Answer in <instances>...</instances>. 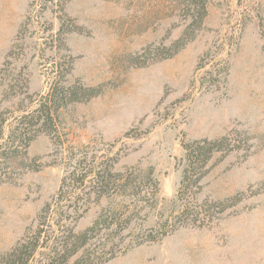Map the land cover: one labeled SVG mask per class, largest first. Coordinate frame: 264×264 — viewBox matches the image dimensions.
Masks as SVG:
<instances>
[{
	"label": "rangeland",
	"instance_id": "obj_1",
	"mask_svg": "<svg viewBox=\"0 0 264 264\" xmlns=\"http://www.w3.org/2000/svg\"><path fill=\"white\" fill-rule=\"evenodd\" d=\"M199 2L0 0V120L32 109L52 80L94 94L60 109L55 132L1 167L0 257L58 190L57 146L103 142L117 170L159 182L156 208L118 237L154 241L107 264H264V0H206L203 18ZM224 136L230 146L205 167L190 214L157 240L162 215L180 209L183 146Z\"/></svg>",
	"mask_w": 264,
	"mask_h": 264
},
{
	"label": "trees",
	"instance_id": "obj_2",
	"mask_svg": "<svg viewBox=\"0 0 264 264\" xmlns=\"http://www.w3.org/2000/svg\"><path fill=\"white\" fill-rule=\"evenodd\" d=\"M196 5L203 18L206 0ZM92 96V90L80 84L65 86L58 79L52 80L47 94L32 109L22 112L12 124L0 120V169L6 162L13 163L12 158L22 153L38 133L55 132L60 109ZM230 141L224 136L183 146L185 154L178 190L180 209L162 215L157 240L176 229L181 215L190 214L189 196L199 188L213 155L227 149ZM98 145V148L57 146L65 167L58 190L41 209L36 224L0 257V264H107L130 244L154 241L148 236L126 244L118 237L142 212L156 208L159 182L151 172L139 168L117 170L119 155L108 150L113 144L100 142ZM103 203L92 223L76 231V224L90 208Z\"/></svg>",
	"mask_w": 264,
	"mask_h": 264
}]
</instances>
